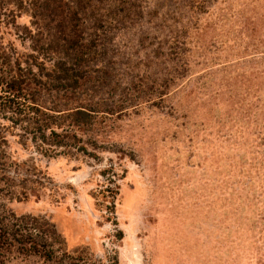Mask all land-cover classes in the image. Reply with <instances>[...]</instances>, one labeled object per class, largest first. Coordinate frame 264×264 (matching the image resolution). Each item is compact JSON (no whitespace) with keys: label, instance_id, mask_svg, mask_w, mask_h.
<instances>
[{"label":"rangeland","instance_id":"374dc122","mask_svg":"<svg viewBox=\"0 0 264 264\" xmlns=\"http://www.w3.org/2000/svg\"><path fill=\"white\" fill-rule=\"evenodd\" d=\"M19 1L35 15L0 0V47L31 52L37 32L46 65L48 41L66 67L81 54L64 98L95 111L45 153L28 129L4 131L0 233L36 225L55 254L25 257L15 239L0 264H264L245 200L259 179L240 188L260 149L264 0Z\"/></svg>","mask_w":264,"mask_h":264},{"label":"trees","instance_id":"16d2710c","mask_svg":"<svg viewBox=\"0 0 264 264\" xmlns=\"http://www.w3.org/2000/svg\"><path fill=\"white\" fill-rule=\"evenodd\" d=\"M51 1L59 2L60 0ZM11 4L16 5V10H19L17 7H21L23 12L30 7L32 14L35 15V4L33 2H26L22 5L20 1L12 0ZM26 33L31 52L17 50L13 41L7 44L5 49L0 47V114L8 120V124L4 128H2L4 125L0 123V169L3 168L4 160L9 159L7 149L4 148L6 141L4 131L6 129H13L15 125L28 129L32 133V139L34 141L35 138L38 139L37 147H39V151L45 153L46 149L51 145L54 147L66 146L69 139H75L76 135L70 129L79 130L83 119L89 115L88 112L95 111L83 106L85 104L81 100L64 98L65 93L73 92L75 88L77 89L81 85L79 77L74 74V66H76L77 59L81 57V54L73 53L72 60H70L71 65L69 63L70 68L66 67L64 59L59 55V51H56L57 49L51 46V41H48L46 46L49 47V52L57 54V56L56 60L46 65L45 61H42L37 56L41 53L40 49L35 46L37 42L35 34L37 32L30 34V36L29 32ZM59 38L63 41L62 43H67L64 38ZM63 50L68 51V48L63 47ZM32 67L35 70H32ZM59 91L63 92L62 98L65 100L61 98H44L45 96H50L51 92ZM262 110L263 121L256 134L257 148L260 149L254 153L247 167L241 171L242 175L245 174V177L247 176V179L241 182L243 184H241L240 188L249 190L254 184V177L257 180L259 179L256 189H252L251 192L248 191L249 194L245 192V200L252 202L258 208L257 220L252 222V228L258 225L257 230L260 232L262 245L264 246V104L262 105ZM9 178V176H2L4 181L13 183ZM4 186L7 189L5 183ZM1 190L3 189L0 187ZM18 191L23 197H26V191L21 189ZM13 196L19 197L17 193ZM17 220L18 222L24 221L22 224L27 222L24 217H20ZM26 230H18V238H15L16 236L14 235L12 236V233L2 231L0 233V256L2 257V249L6 251L5 245L6 248L14 245L12 240L17 239L18 248H16V251L21 255L37 258L42 263L54 262L55 251L51 245L41 242L40 228L33 225L32 230ZM50 232L54 235V230H50ZM2 245L4 246L2 247ZM261 254L258 255L256 251L258 264H261Z\"/></svg>","mask_w":264,"mask_h":264}]
</instances>
